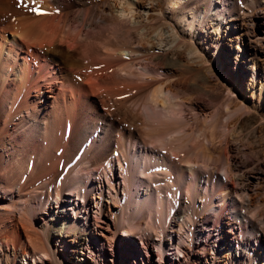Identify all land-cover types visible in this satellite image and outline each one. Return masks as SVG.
I'll return each instance as SVG.
<instances>
[{"label": "bare ground", "instance_id": "bare-ground-1", "mask_svg": "<svg viewBox=\"0 0 264 264\" xmlns=\"http://www.w3.org/2000/svg\"><path fill=\"white\" fill-rule=\"evenodd\" d=\"M164 1L170 22L161 14ZM259 4L246 1L247 8ZM237 12V0H0V264H98L106 255L112 264H138L127 256L136 260L140 248L151 256L152 235L171 264H189L171 233L158 234L194 220L206 226L204 212L217 220L202 229L204 243L215 232L206 261L215 264L220 250L223 264L239 257L240 264H264V221L250 224L237 208L248 201V185L234 173L242 166L262 174L264 160L227 153L222 138L220 80L231 53L220 55L217 46L215 61L227 63L214 64L225 69L213 73L216 83L204 74L200 30L214 16L248 37L233 22ZM164 25L173 32L159 51ZM257 45L246 41L244 51L256 57ZM240 60L229 76L257 82L260 109L264 69ZM185 111L201 121L191 125ZM219 164L224 179L210 193L198 170ZM245 228L250 237L237 239ZM185 237L191 247L193 237ZM238 245L239 257L232 251Z\"/></svg>", "mask_w": 264, "mask_h": 264}, {"label": "rangeland", "instance_id": "rangeland-1", "mask_svg": "<svg viewBox=\"0 0 264 264\" xmlns=\"http://www.w3.org/2000/svg\"><path fill=\"white\" fill-rule=\"evenodd\" d=\"M239 1H240V4H239ZM246 1H248V0H237V11H238L237 15H239V19H236L237 21H233V22H236V24H238L237 25L238 30L244 29V32L248 37L240 36V32L235 31L236 27L234 28V26H232V25L227 27L225 25L224 21H222L220 18L214 17V16L210 17V19H207V22L205 24V29L200 30V32H201V34H203L204 40L207 43V47L205 50L207 66H209V68H212V70L208 68L207 70L205 69V71H204V74H206V77L208 80V85H212V84L216 83V80L213 76V73H220L221 74V72L225 70V69L223 70L222 68H219L220 69L219 70L217 67L214 66V64H216V62H218L220 65L224 64L223 66H225V63H227L226 60H224L221 56H220V58H218L219 61L218 60L215 61L214 52L217 49V46L220 45V46H218V52L220 55L224 52L231 53L228 55V57L230 59L228 58V72H227V75L224 76L225 80H224V78H222L220 76L221 80H222V81L220 80L221 104H222V102H223V105L227 104V108L226 109L222 108V112L220 113V115H221V126H222L221 128L224 129L222 138L227 140V143H226L227 145H225V148H226L225 151L227 153H229V154L233 153L234 154V152H235L238 158L241 157V158H244L246 160L248 159L247 160L248 163H252L251 159L253 157H255V155L258 156V158L260 159L259 161L264 160V103H262V108L259 109L257 106L258 95L256 93V90L258 89V86H256L257 82L253 83L254 86L242 84L240 81L234 82V80L231 79V77L229 76L230 72H233V71L235 72L236 68H234V67L236 65H238L240 63L242 64V62H240L241 58H245V62H247L248 65L252 64V62L255 61L256 65H260V68L264 69V30L261 29V27H264V26H261L259 24V22L264 23V18H263L264 17V4L254 5V6H252L253 8L251 7L252 8L251 9V8H247ZM258 1H261V0H258ZM241 3H243V4H241ZM166 10H167V1H164L162 8H161V14L165 18L167 16ZM167 21L170 22V19H168V16H167ZM217 24H220L219 28L216 27ZM164 26H167V25H164ZM164 26H162V28H163L162 30L164 33H162V34H160V36L156 37V39L161 40V42H160L161 44L159 43L156 45V48L159 51H163V50L168 49L167 43L171 39V35L173 32V30L171 29L170 26H167V27H164ZM178 31L180 32V30H178ZM187 32L184 31V32H182V34L183 33L187 34ZM151 36H152V38H155L154 35H151ZM249 40L250 41H254V40L258 41L257 46H259V47L256 48L258 51L256 57H252L250 52L244 51V43L246 41H249ZM154 42L156 43L157 41L154 40ZM256 65L253 66V69L255 70V72H257V77H259L258 80H260L261 79L259 76L260 74L256 70ZM246 68H248V66H246ZM177 72H180V71L178 70ZM177 76H179L180 80H183L186 75L182 76L181 73H178ZM180 76H182V77H180ZM205 102H206V100H205ZM208 111H212L211 103L203 109L202 113L206 114ZM230 111H231V115H230ZM188 114L189 113L187 111H185L186 117H188V119H190L189 120L190 124L192 123L191 125L196 126V124L201 121V117H202L201 114L198 113L197 117H195L194 119H192V117L190 118V115H188ZM198 117H200V118H198ZM196 118H198L197 119L198 122H197V120H195ZM230 119H231V121H230ZM194 120L196 121V123L194 122ZM228 128L230 131L233 130L232 133L229 132ZM229 134H230V136H233L235 138L234 142H236V143L231 142L232 137H230ZM236 136L239 139H237ZM246 138H247V140H246ZM240 140H242V141H240ZM237 144H241V146L237 145ZM248 148H250V150ZM240 149L242 152L240 151ZM236 151H238V152H236ZM214 167L212 169H210L208 172L206 170L205 171H202V170L200 171V169L198 170L199 172H201V175L205 178V180H208V184L206 186H208L210 193H212L216 189L217 184L219 182V179L221 177H222L221 178L222 181L224 179L223 178L224 177L223 167L220 164L218 166H214ZM236 170H238V171H236ZM234 173L237 175H242V182H245L244 183L245 186L248 185L246 187V193L248 195V201H247L248 203L247 202H244V203L239 202L237 208L246 213V219H247V221H249L250 224L252 222L254 224H257V220H259L260 218H262L264 221V171L261 174V173H257L256 169L238 166L237 168L234 169ZM91 179H94V177L91 176ZM186 179L188 180L187 177L186 178L184 177V180H186ZM233 186H235V185L233 184ZM249 201H250V203H249ZM18 211H19V209L16 210L14 214L16 215L18 213ZM255 211H256V213H255ZM200 216H201V218L202 217H205V218L208 217L207 218L208 223H206L207 227L204 225H201L202 226L201 227L198 224V222H196L194 220L195 222L193 221V225L190 226V228H187L186 226H184V230H181L180 232H177L176 230H174L176 228V226L172 225L173 227H171V228L166 227V229L168 231L164 230V232H161L160 234H158V235H160V238L164 239V237H165L164 233L165 232L171 233L172 239H173L172 242H174V245L179 244L185 250L184 257L181 258V260L184 261L185 263L186 262H188L189 264H211L212 263L211 261H210L211 263L209 261H206L205 257L206 258L208 257L210 259L212 256L211 253L213 252L212 249L216 248V247H214L215 241L213 239L215 236L214 235L215 232L213 230H211L209 232V234L211 233L209 235L210 238L208 237L207 242L204 243V242H201L205 239L204 238V230H202V229L204 228L206 230L207 228H210L212 225L216 224L217 220L211 214H208L206 212L202 213V215H200ZM253 217H254V219H253ZM167 218H169V217H167ZM144 221L145 220H143V223H144ZM146 222H148V221H146ZM153 224H154V222H153ZM171 230H174V231H171ZM184 232L193 237L191 247H190V243H189L190 241L189 242L185 241V240H187V238L185 237ZM189 233H191V234H189ZM149 234H153V232H149ZM234 235L239 240L248 237L247 236L248 234L246 232V228L241 230V231H235ZM152 237L153 238L151 240V244L148 247V250L150 252L149 254L151 256L148 257L146 254L144 255L143 250L140 248V247H142L141 241L138 239H133L136 247H138L140 249H137L136 260H134V258L131 255L127 256V260L129 259L132 262H138V264H171V262H174V259L172 258V256L170 254L166 253L164 250H161L160 242L156 241V239H159L158 236L155 237L154 235H152ZM184 243H186V244L188 243L187 246ZM90 245H91L90 246L91 249H93V250L95 249L94 252L96 254H97V252L98 253L102 252L101 249H98L97 245H95L93 243ZM116 247H117L118 252L125 249L124 243H122V242L118 243V241L116 242ZM128 247L129 246L127 245V248ZM239 248L240 247L238 245L236 249L232 250V251L236 252L235 254H237V253L240 254V255H238V257L243 255V252H241ZM86 254L85 255L88 256V253H86ZM190 256H193L196 259V261L193 262L192 260H190L189 259ZM216 256L218 258L215 259V264H223V262L221 263L220 260L223 259L225 257V255L221 256V251L219 250V252ZM104 258L103 259H101V258L97 259L98 264H112L110 261H108L111 258L110 256L107 257V255H106ZM239 258L236 259L237 263H235V264H238L239 263L238 261H241V260H238ZM242 262L243 261H241L240 263H242ZM29 263L33 264V262L31 260H29Z\"/></svg>", "mask_w": 264, "mask_h": 264}]
</instances>
